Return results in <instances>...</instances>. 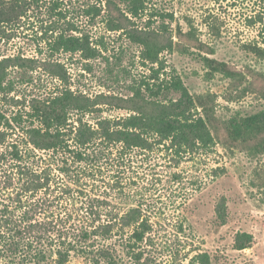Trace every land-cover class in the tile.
I'll use <instances>...</instances> for the list:
<instances>
[{"label": "rangeland", "instance_id": "374dc122", "mask_svg": "<svg viewBox=\"0 0 264 264\" xmlns=\"http://www.w3.org/2000/svg\"><path fill=\"white\" fill-rule=\"evenodd\" d=\"M54 1L29 2L23 15L0 22V60H36L33 69L12 70L14 90L0 92V113L11 116L21 103L46 100L63 88L129 96L131 86L152 73L140 59L136 32L150 21L161 33L167 25L172 48L161 58L164 75L178 74L188 87L194 110L208 119L212 151L183 157L166 148L135 151L122 166L100 165L95 178L83 173L85 188L94 195L111 191L118 211L136 204L150 219L152 231L139 245L140 255L124 256V240L115 239L126 264H190L202 252L211 264H264V127L235 138L230 125L232 118L264 112V0H145L146 11L133 23L124 0H60L59 6ZM62 31L88 40L96 53L56 48ZM127 112L106 109L104 116ZM11 133L0 134V194L6 170L15 165L9 152L2 153L12 141L19 144V132ZM112 180L123 182L116 191ZM12 182L5 196L19 190L16 166ZM223 198L226 222L218 210ZM244 233L253 241L240 250L236 244ZM78 263L84 262H72ZM0 264H19V253L0 252Z\"/></svg>", "mask_w": 264, "mask_h": 264}, {"label": "trees", "instance_id": "16d2710c", "mask_svg": "<svg viewBox=\"0 0 264 264\" xmlns=\"http://www.w3.org/2000/svg\"><path fill=\"white\" fill-rule=\"evenodd\" d=\"M41 1L0 0V22H6L14 13L23 15L27 3ZM124 1L132 23V18L146 11L145 0ZM59 4L60 0L54 1L55 6ZM158 14L166 17L162 12ZM162 28L161 33L150 21L134 36L142 47L140 59L150 65L152 73L131 86L129 96L103 92L91 96L63 88L46 100L21 103L11 116L0 113L5 129L0 134L19 132V144L12 141L2 153L7 157L9 152L11 165L15 164L5 172V193L13 183L15 166L19 190L14 196L0 194L1 253H19V264H72L77 259L83 264H126L122 254H141L136 251L152 231L144 208L132 204L118 211L112 205L117 197L111 191L89 194L82 176L85 173L95 178L100 165L119 162L122 166L135 151L166 148L178 157L212 151L215 143L208 119L194 110L188 87L180 75H164L167 66L161 58L172 48V39L165 35L167 25ZM59 34L56 48L88 50L90 56L96 53L88 40L67 36L65 31ZM34 63V58L22 55L2 58L0 92L8 95L14 90L13 69H33ZM106 109L128 112L112 118L104 116ZM230 125L235 138H246L255 128L264 127V112L241 120L232 118ZM108 183H113L112 190L116 191L123 182ZM218 210L226 222V198ZM118 236L124 240L122 254L115 240ZM242 238L236 244L240 250L253 241L249 233L242 234ZM195 261L211 264L207 252L197 254L190 264Z\"/></svg>", "mask_w": 264, "mask_h": 264}]
</instances>
